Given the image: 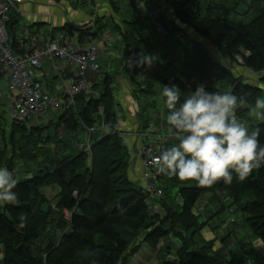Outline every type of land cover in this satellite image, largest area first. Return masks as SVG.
Wrapping results in <instances>:
<instances>
[{
    "label": "trees",
    "instance_id": "16d2710c",
    "mask_svg": "<svg viewBox=\"0 0 264 264\" xmlns=\"http://www.w3.org/2000/svg\"><path fill=\"white\" fill-rule=\"evenodd\" d=\"M173 2L174 20H181L207 38L232 62L257 72L264 87V0H251L249 7L257 12V16L246 24L189 12L192 0H177L181 5ZM129 3H133L136 9L135 2ZM143 13L147 24L152 27L144 10ZM167 17L161 14L165 34H157V38H165L168 28L170 32L178 31L169 26L174 20ZM11 20L12 17L6 25L8 37L15 24ZM97 23L95 20L94 24ZM123 23L125 25L104 23L96 29L82 28L77 30L78 37L85 42L89 38L101 37L106 29L118 32L121 50L127 56L124 68L134 84V92L138 98L156 94L153 102L155 107L162 103V125L167 130L169 126L165 117L168 110L161 97L164 85L174 83L184 93L194 91L199 84H204L209 91H231L244 98L245 102L237 112L245 114L244 107L254 106L261 98L262 88L242 82L226 65L215 61L203 46L187 39L184 33L181 39L185 38L186 42L175 44L182 53V56L178 53L180 60L174 66L180 73L176 75L172 70L160 81H143V71L150 67L142 63L143 57L153 56L163 40L153 42L145 38L137 19L123 20ZM11 44L18 51L19 46L14 42ZM112 79V76H103L94 85L95 95L77 97L74 107L53 115L45 127L27 128L25 124H13L0 114V167H6L10 172L15 170L16 163L7 159V153L13 159L16 155L20 159L26 157V150L19 147L20 140L16 139L26 130L30 129L31 134L38 137L50 130L51 135H47L44 142L66 145L67 149L76 148L72 142L65 143L62 135L57 137L58 129L63 128L64 135L73 134L78 129L87 133L86 144L81 147L78 144L76 147L80 149L76 152L72 151L67 156L55 152L59 154L53 155L50 167L37 170L30 178L20 179L14 189L16 202L0 204V264H123L127 251V242L121 233L124 230L128 231V236L143 230L135 237L154 250L168 237L179 238L181 244L176 251V259L163 260L161 264H219L221 254L214 250L213 241H202L200 248L192 250L191 239L185 237V232L193 229L197 234L195 228L205 225L194 215L193 208L203 194L214 191L228 192L234 198L233 204L246 217L245 224L264 244V182L259 180L264 178V167L253 170L244 181L233 174L230 185L221 180L212 186H201L166 173L160 185L162 197L158 201L161 215H149L147 194L127 177L130 156L117 127L118 105ZM155 83H160L158 93L152 87ZM97 124H101L98 128L101 132L95 129ZM51 127H54V133ZM257 127L261 129L260 141L264 143V121L249 125L250 131ZM174 143L173 138L165 148ZM53 151L56 150H44L50 154ZM54 184L59 187V193L50 201L41 190ZM73 193L76 195L72 196ZM48 203L51 208L45 210L43 205ZM208 244L210 248L206 246Z\"/></svg>",
    "mask_w": 264,
    "mask_h": 264
},
{
    "label": "rangeland",
    "instance_id": "374dc122",
    "mask_svg": "<svg viewBox=\"0 0 264 264\" xmlns=\"http://www.w3.org/2000/svg\"><path fill=\"white\" fill-rule=\"evenodd\" d=\"M165 2L166 0H164L163 3ZM250 2L251 0H192L188 9H189V12L198 13L201 17H204L205 15H210L211 17L229 19L235 23L246 24V23H249L251 20H253L257 16V12H253L250 9L249 7ZM252 3L253 1L251 2V4ZM173 4L181 5L179 2H177V0H174ZM137 8L143 11V8L141 6L137 5ZM136 18H137L136 13H133L130 19H129V16L124 19L125 20H128V19L135 20ZM102 21L99 22L100 25L102 23H109V25L112 26L111 21L109 20H107L108 22H105V21L102 22ZM169 26L179 29V28L185 27L186 23H184L183 25L182 21L177 19V20L170 22ZM152 28L154 30V35L156 36L157 33L154 27ZM77 30L79 29L75 28L72 31V28H69L67 32V34L69 35L68 39H71V40L76 39L77 33H78ZM116 32L117 31H113L114 34H116ZM183 33L185 34L187 39L192 40L194 42H198L201 46H203L204 49L209 53V55L215 61L226 65L232 71V73H234L242 82L262 88L261 98H264V87L260 83L259 74L257 72H253L249 69L241 67L236 62L231 63L226 54L221 53L217 49V47L214 46L204 36L200 34L195 35L196 33L191 27L187 28L186 31L184 30ZM114 34H107L108 39H106L108 48L111 51V52L106 53V56L108 57L111 63L110 65L117 63V58L119 57V54L122 53L119 38ZM177 40L178 39L176 38L174 42L176 43ZM185 42H186L185 38L181 39V44H184ZM101 58H103V56H101ZM168 60L169 59H167V61ZM179 60H180V57H179L178 52L176 51L175 55L172 57V63H174V66L178 65ZM171 68H172L171 65H168V72L171 71ZM152 69H156L158 74L163 73V71H161L160 66H158L157 68L153 66ZM173 71L176 72V75L180 73L179 71H177V69H173ZM143 73L145 75V73H148V72L144 70ZM111 76L114 77V83H113L112 88H113V92L115 95L116 103L118 105V111H119L118 116L120 119L118 120V123L119 122L121 123L123 120L124 123H127L128 125L127 112H126L127 106L124 107L123 102L120 101L118 97L119 94L124 93V90H125L122 84L119 82V78L121 76H127V74L126 72H123L122 74L113 73ZM152 87L154 91L158 93L160 83H155L154 85H152ZM134 89L135 87H133L131 90V96L129 97L128 102L138 103L139 105H141L143 103L144 97L142 96L141 98H138L137 93L134 92ZM11 96L14 99L16 95L11 93ZM156 97H157L156 94L151 93V96L149 99L152 98L151 100H154L156 99ZM157 107H155L157 116L162 117L163 116L162 103L159 104V106ZM131 108L134 111H137V107L135 105H133ZM244 109L246 110L245 111L246 114L243 112L236 113L237 122H242L249 126L250 123L256 125L258 121H262L256 115V113L260 110L256 109L255 105L250 106V107H244ZM148 112L145 113V116L148 115ZM4 117H8L6 113L4 114ZM161 122L163 124V119L161 120ZM157 123H158L157 119L148 123L150 127L146 126L147 124L143 123V128L144 126H145L144 129H146L147 127L149 128L156 127L155 124ZM47 124L48 123L46 122V124L42 127L47 126ZM100 125L97 124L95 126V129L98 130L97 132H101V130L98 129ZM53 128L54 127H51V131L54 133ZM29 130H26L24 134H21L19 135V137L16 138L17 140H20L19 147L24 148L26 150L25 159H20L18 155H16V157L13 159L11 155L7 153V159H9L12 163L13 161L14 163H16V168L12 173L17 182L23 178L25 179L30 178L39 169L50 167L51 162H53L54 160L53 155L59 154L55 152H62L64 156H67L72 151L76 152L78 149H80L81 145L86 144V140H87L86 131H83L81 129H78L73 134H67V135H64L63 128L58 129V132L56 134L57 137L58 135H62L63 141L65 143L72 142V145L76 148V149H73L70 146L71 149H67L66 145H61V144H57L54 142L50 144L45 143L44 140H46L49 136L45 132L44 133L42 132L40 137H38L37 134L35 133L32 135ZM120 132L121 131H119V133ZM140 134L141 135L145 134V137H146V132H143ZM126 135L127 134L125 133V136ZM161 135L162 134H159L157 136L159 143H160ZM145 137L143 138L144 141H145ZM76 140L79 141V144H80L79 148L76 147L78 145ZM48 149L56 150V151H53L51 154L45 153L44 150H48ZM127 149H128L129 156L131 159L132 156L130 155V152H132V150L130 148H127ZM29 153H32L31 157ZM130 159H129V162H130ZM88 164H89V161L87 160V165ZM130 165L131 163H129L128 168L130 167ZM127 177L131 182H133L135 186L142 185L139 177L135 178L130 173L129 169L127 171ZM259 180L264 182V178H260ZM191 182L194 184H197V182L195 181H191ZM41 191L44 195L47 196L48 199H51L50 201H53L52 199L54 195L50 193H54L55 195L58 194L59 187L54 184L51 187L42 189ZM233 203H234V198L231 197L228 192H224V191H214V193H211V192L205 193L197 200L193 208V213L195 216L198 217L199 222H203L205 223V225L203 227H199V229L195 228V230H197V234L194 233L193 229L185 232V237L188 239H191V245H192L191 249L193 250L194 248L196 249L200 248L202 246L201 244L202 241L208 242L216 238L217 239L216 241H218L220 246L218 243L215 244V241H213V244H215L214 250H216L217 252L221 254V260H219L220 261L219 264H227L226 262H230L228 264H264V244L263 242L260 239H258L249 229L247 224H245V218H246L245 215ZM43 206L45 207V210H47L48 208H51L49 203ZM43 222L46 223V221H43ZM124 231H121V233L123 235V238L127 242V251L125 253V260L124 259L122 260L123 264H161L163 260L174 261L176 259V251L178 249V246L181 244V241L179 238L168 237L167 239H164L162 242H160L159 246L154 250V249H151L148 246V244H146L145 242H140L139 241L140 238H136L137 235H139V233L143 232V230L131 236H128V231L126 230ZM95 240L97 243H99L100 241L98 240L97 237L95 238ZM135 244H137L138 246L135 247L136 246ZM206 246L210 248L209 244ZM208 253H211V252H208Z\"/></svg>",
    "mask_w": 264,
    "mask_h": 264
},
{
    "label": "crops",
    "instance_id": "0c3cea01",
    "mask_svg": "<svg viewBox=\"0 0 264 264\" xmlns=\"http://www.w3.org/2000/svg\"><path fill=\"white\" fill-rule=\"evenodd\" d=\"M163 2V0H148V3L152 8L161 7L165 13V17H171L173 13V9L170 6L172 1L168 0V2ZM17 7V12L10 13V17H12L14 20H11V23L15 22V24L12 29V34L9 37V41L18 45L17 41L19 39L23 40L22 45H19V49L17 51L20 53L29 51L37 45L44 47L48 40H55L58 42L69 40V35L67 34V30H69L68 28H72V31L75 28L78 29L93 27V29H96L97 27L104 24H99V22L102 20L105 22H108L107 20H109L112 24L122 23L125 25L123 23V20H125L124 18L129 16L130 19L131 15L136 13L138 25L142 28V33L145 38L153 42L163 40V43H160V45L154 50L153 57H157L158 59H156L151 65L153 66L154 64H157L156 68L160 66L163 73L158 74L157 70H153L150 66L146 69V72L148 73H145L146 79L144 78L143 81H160L164 75H169L171 72H173L172 70L174 69V63H172V57L175 55L176 51L180 54V56H182L181 50L176 48L178 45H175L176 43L174 41L177 38L178 44H181L180 39L183 38V31H186L187 28H190L186 25L183 28L177 29L178 31L171 32L168 28V34L165 38H157L154 35L153 28L147 24V19L144 16L142 10L138 9L137 7L135 9L133 3L120 2L118 0H24V2ZM95 20L98 22L96 25L94 24ZM105 24L109 25V23ZM182 24L184 25L183 22ZM107 34H114L113 30L106 29L101 37L94 39V42L99 46H104L106 48L105 52L99 55L98 63L103 76L111 77L113 73L122 74L123 72H126L124 64L127 60V56L122 51V53H120L119 57L117 58V63L110 65L111 63L106 56V53L111 52L106 42V39H108ZM114 35L120 37L118 32H116ZM195 35H198V33ZM101 56H103V58H101ZM167 59L169 60L167 61ZM229 60L231 63H233L231 59ZM168 65H171L172 67L170 72L167 70ZM33 74L34 79L41 83L46 92L57 98L62 96L61 92L66 86H70L74 82L73 70L64 63L57 60L55 62L50 59H46L43 62L42 68L40 70L33 71ZM119 82L126 90H124V93H120L118 97L120 101L123 102L124 107L127 106L126 112L128 125L122 120L121 123H118L117 127L121 133L125 132L127 134L124 139L126 147L130 148L132 151L138 150L140 145L144 143L143 137L140 134L143 132H146V142H150L155 147H159L160 143L157 139V136L162 134V131H167V128H164L162 125V117L157 116L154 102L151 100L152 98L149 99L151 95H148L147 97L143 96L144 100L141 105L138 103H129V97L131 96V90L134 87V84L128 75L121 76L119 78ZM113 83L114 77L112 79V86ZM13 100L14 99L11 96V93L6 90V78L0 73V114H2V116L5 113L8 115V109L13 103ZM133 105L137 107V111H134L131 108ZM118 112L119 111L117 109V115ZM147 112L148 115L145 116V113ZM52 118L53 116H51V114H46L42 120L38 121L34 119L30 121L26 127H42ZM156 119L158 121V123L155 124L157 129L156 127L149 128L150 126L148 123ZM143 123L147 124L146 126L149 127L144 129L145 126L143 128ZM46 131L44 132L50 136V130ZM76 142L79 144L78 140H76ZM130 163L131 165L128 168L130 173L135 178L139 177L142 183L141 161L131 158ZM50 194L55 195L54 193ZM216 240L217 239L215 238L212 241H215V244H217L218 241Z\"/></svg>",
    "mask_w": 264,
    "mask_h": 264
},
{
    "label": "clouds",
    "instance_id": "9594fccd",
    "mask_svg": "<svg viewBox=\"0 0 264 264\" xmlns=\"http://www.w3.org/2000/svg\"><path fill=\"white\" fill-rule=\"evenodd\" d=\"M156 59L148 55L142 63L151 66ZM161 97L168 110V134L176 141L159 154L161 171L182 181L212 186L221 180L230 185L233 174L244 181L253 170L264 167L261 129L250 131L236 119L243 97L231 91H209L204 84L184 93L174 83L163 86ZM255 108L264 121V98L256 100ZM16 183L13 173L0 167V204L16 202Z\"/></svg>",
    "mask_w": 264,
    "mask_h": 264
},
{
    "label": "built area",
    "instance_id": "2783aa9c",
    "mask_svg": "<svg viewBox=\"0 0 264 264\" xmlns=\"http://www.w3.org/2000/svg\"><path fill=\"white\" fill-rule=\"evenodd\" d=\"M118 1H133L141 6L156 33L159 36L165 34L161 19V14L165 13L161 7H150L148 0ZM23 2L24 0H0V73L6 78V90L16 95L8 109L9 121L27 125L34 119L41 120L46 114L53 116L74 107L77 97L81 95H95L94 85L103 78L98 57L106 48L99 46L91 38L81 42L77 33L74 40H48L44 47L37 45L24 53L15 51L9 41L6 25L10 20V13L17 12V6ZM170 18L174 20L175 16ZM22 43V39L17 41L18 46ZM46 59L60 61L73 70L74 82L63 89L61 97L51 96L41 83L34 79L33 71L40 70ZM120 136L125 144V133H120ZM142 136L144 138L145 134ZM172 139L168 132H163L159 147L144 141L138 150L130 152L132 158L142 163L141 188L142 192L147 194V211L153 217L161 213L158 201L163 192L160 185L166 176V172L161 171L157 159ZM75 195L76 193L72 194ZM65 217H69L67 213Z\"/></svg>",
    "mask_w": 264,
    "mask_h": 264
},
{
    "label": "bare ground",
    "instance_id": "6f19581e",
    "mask_svg": "<svg viewBox=\"0 0 264 264\" xmlns=\"http://www.w3.org/2000/svg\"><path fill=\"white\" fill-rule=\"evenodd\" d=\"M10 27V26H9ZM69 27V26H68ZM69 29V28H68ZM68 31V30H67ZM86 34V33H85ZM84 103V102H83ZM80 107H82V106H80ZM71 113V112H70ZM67 118V117H66Z\"/></svg>",
    "mask_w": 264,
    "mask_h": 264
}]
</instances>
